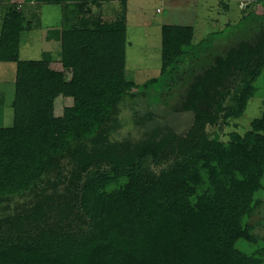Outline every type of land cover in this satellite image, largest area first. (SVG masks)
<instances>
[{
  "label": "trees",
  "instance_id": "16d2710c",
  "mask_svg": "<svg viewBox=\"0 0 264 264\" xmlns=\"http://www.w3.org/2000/svg\"><path fill=\"white\" fill-rule=\"evenodd\" d=\"M11 1L0 0L11 4L0 63L17 66L14 121L0 127V264H263L238 244L264 240L251 223L264 208V112L244 133L236 121L264 72V26L188 80L177 71L187 85L175 110L193 114L185 132L149 114L140 137L118 140L120 106L141 88L127 78L128 0H30L62 8L70 78L51 57L21 59L34 23ZM172 33L163 47L177 69L203 43L193 27ZM60 99L82 116L60 112ZM221 124L228 139L211 141L208 127Z\"/></svg>",
  "mask_w": 264,
  "mask_h": 264
},
{
  "label": "rangeland",
  "instance_id": "374dc122",
  "mask_svg": "<svg viewBox=\"0 0 264 264\" xmlns=\"http://www.w3.org/2000/svg\"><path fill=\"white\" fill-rule=\"evenodd\" d=\"M11 3L19 6L18 9L22 10L25 17L34 23V28L23 35L21 59L42 60L51 57L53 62L49 64V69L64 73L70 78V74L64 70L59 60L61 46L58 32L63 20L62 8L58 5H30V0H12ZM249 4L221 0H128L127 78L141 88L121 104L118 118L122 127L113 134L114 138L122 140L126 137H140L144 132L143 119L149 114L178 133L185 132L193 122V114L178 112L175 105L187 84L186 81L177 83L178 81L173 79L178 71L180 75L185 73L184 78L188 80V76H193L212 65L215 58L224 55L230 47L241 41L252 40L259 32L260 26H264V5L253 13L251 11L256 10V6L247 10ZM10 5L7 7L6 4L0 3V34ZM249 14L251 16L244 19V16ZM178 26L193 27L194 43L203 44L194 54H190L189 59H185L184 63L178 64L177 69H174L175 66L171 67V62L165 59L163 41L165 34L170 39L172 31ZM206 40L208 41L205 42ZM167 69H170L171 74L163 76L164 83L146 85L152 79L162 77V71ZM16 72L15 63H0V127H10L14 121ZM173 83L178 85L172 87ZM256 86V97L249 102L244 116L236 121L241 133L248 131L251 122L264 112V72ZM72 106V99L58 100L60 112L66 110V113L72 112L82 116L81 112L74 110ZM229 130L230 127L226 124L216 128L208 127L211 141L215 140L217 134L227 140L225 134ZM258 176L264 180V171L258 170ZM261 197L264 201V192ZM251 223L256 226V233L264 238V208ZM238 247L247 256L264 264V240L257 247L244 242H240Z\"/></svg>",
  "mask_w": 264,
  "mask_h": 264
},
{
  "label": "crops",
  "instance_id": "0c3cea01",
  "mask_svg": "<svg viewBox=\"0 0 264 264\" xmlns=\"http://www.w3.org/2000/svg\"><path fill=\"white\" fill-rule=\"evenodd\" d=\"M1 30H2V27H1ZM1 35V34H0Z\"/></svg>",
  "mask_w": 264,
  "mask_h": 264
}]
</instances>
